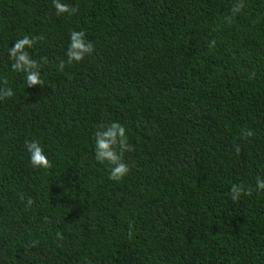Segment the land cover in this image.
<instances>
[{
	"label": "trees",
	"instance_id": "16d2710c",
	"mask_svg": "<svg viewBox=\"0 0 264 264\" xmlns=\"http://www.w3.org/2000/svg\"><path fill=\"white\" fill-rule=\"evenodd\" d=\"M62 2L79 11L0 0V82L14 92L0 101V264H264V191L230 196L264 178V0L230 23L236 0ZM73 30L95 50L69 65ZM24 35L44 37L28 49L47 57L43 87L11 69ZM111 122L135 149L120 181L94 156ZM33 138L51 169L31 165Z\"/></svg>",
	"mask_w": 264,
	"mask_h": 264
},
{
	"label": "clouds",
	"instance_id": "9594fccd",
	"mask_svg": "<svg viewBox=\"0 0 264 264\" xmlns=\"http://www.w3.org/2000/svg\"><path fill=\"white\" fill-rule=\"evenodd\" d=\"M53 7L56 10V15H62L65 13L75 14L79 11L78 6H70L63 3L62 0H52ZM245 8L244 0H236L231 7L232 16L226 17L227 22H231L232 17L240 13ZM44 39L43 36H29L24 35L23 38L14 42L13 46L8 51L9 58L13 61L11 69L14 72H23L25 74L26 87L44 86V81L41 78V64L48 63L47 57H41L38 62L29 55L28 49L33 48L34 44ZM216 45V41L212 40L209 43V47L213 48ZM94 45L88 41L84 31H71L70 42L66 51L67 64L73 62H81L85 57L94 53ZM65 67V61L60 60L58 65L59 70H63ZM3 86H0V101L10 99L14 96V92L11 87H8V79H3L0 82ZM255 135L251 129H243L241 132V138L248 140ZM95 138V160L99 163L107 162L111 165L109 179L111 181H120L124 176L130 172V168L124 162L125 153L133 152L134 146L129 143L128 136L126 135L125 127L118 122H111L108 125H98L97 131L94 133ZM25 147L30 157V163L34 168L51 169L52 162L46 155L44 148L39 140L33 138L25 141ZM235 152L237 155L241 152L240 145L235 146ZM254 191H264V178L256 177L255 189L250 185L246 186L243 183L233 184L230 190V196L233 202L240 199L241 196H251ZM21 199L23 197L21 196ZM32 199L27 200V205L31 206ZM131 235V233H130Z\"/></svg>",
	"mask_w": 264,
	"mask_h": 264
}]
</instances>
